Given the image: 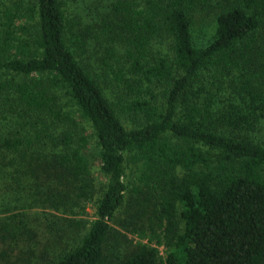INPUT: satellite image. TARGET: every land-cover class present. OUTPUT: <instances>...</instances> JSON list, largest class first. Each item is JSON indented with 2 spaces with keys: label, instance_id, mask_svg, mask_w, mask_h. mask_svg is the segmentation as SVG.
I'll return each instance as SVG.
<instances>
[{
  "label": "trees",
  "instance_id": "trees-1",
  "mask_svg": "<svg viewBox=\"0 0 264 264\" xmlns=\"http://www.w3.org/2000/svg\"><path fill=\"white\" fill-rule=\"evenodd\" d=\"M41 235L264 264V0H0V255Z\"/></svg>",
  "mask_w": 264,
  "mask_h": 264
},
{
  "label": "rangeland",
  "instance_id": "rangeland-1",
  "mask_svg": "<svg viewBox=\"0 0 264 264\" xmlns=\"http://www.w3.org/2000/svg\"><path fill=\"white\" fill-rule=\"evenodd\" d=\"M127 174H129V180L131 176L130 168L127 169ZM96 182L105 181L103 175L96 173ZM95 212V205L90 204L88 207L87 218L93 219ZM125 232V231H124ZM130 238L133 240L136 238L134 235L128 233ZM23 250H18L13 252H8L7 255H0V264H47L49 262V256L47 253H50L53 249L51 240H49L44 235H41L37 241H32L29 244L23 245ZM3 245L0 244V252L3 250ZM162 254L165 255V249L161 248ZM35 256L30 262L29 258Z\"/></svg>",
  "mask_w": 264,
  "mask_h": 264
}]
</instances>
